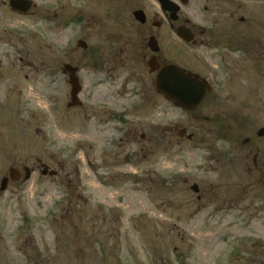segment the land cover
Returning a JSON list of instances; mask_svg holds the SVG:
<instances>
[{"label":"rangeland","instance_id":"1","mask_svg":"<svg viewBox=\"0 0 264 264\" xmlns=\"http://www.w3.org/2000/svg\"><path fill=\"white\" fill-rule=\"evenodd\" d=\"M31 1L23 13L0 7V181L11 168L32 171L19 188L0 191V264H264L263 249L236 245L241 239L264 241V184L246 174L245 160L240 172L232 170L230 141L201 138L217 129L241 143L264 127V3L219 0V8L226 6L224 17L233 8L234 23L246 18L243 28L230 34H246L262 53H252L246 62L251 89L238 104L207 100L198 115L151 95L137 105L132 96L114 95L112 108L126 113V119L114 121L110 114H90L88 82L81 106L70 108L69 89L52 78L56 50L71 48L78 26L58 27L56 12L64 22L77 8L63 0L59 13L61 0ZM118 1L91 0L87 6L96 19L91 44L100 51L97 37L110 32L109 22L115 21L103 17L117 11ZM127 2L119 17L141 36L147 23L140 28L132 12L140 8L150 16L153 0ZM76 5L83 16V2ZM186 13L203 16L204 1L192 0ZM170 44L178 50L174 32ZM100 76L92 84L98 105L107 101ZM181 129L195 141L179 137ZM43 169L56 174L43 175ZM96 206L110 211L102 216ZM234 246L237 262L230 258Z\"/></svg>","mask_w":264,"mask_h":264},{"label":"flooded vegetation","instance_id":"2","mask_svg":"<svg viewBox=\"0 0 264 264\" xmlns=\"http://www.w3.org/2000/svg\"><path fill=\"white\" fill-rule=\"evenodd\" d=\"M71 1L73 7L77 8L75 10L77 14L70 13L66 21L60 22L57 20L58 12H56V25L58 27L68 25L72 29L76 28V23H78V26L73 34L71 48L64 51L56 50L55 59L58 61L57 64L52 66V78L55 82L59 81L60 84L67 87L70 96L74 89L79 90L80 95L85 85L84 82H88V85L91 83L89 86L86 85L87 92H90L88 89H91L87 97V109L91 115L107 117L110 114L114 121L126 119V113L118 112L115 108H112L113 104H115L113 101L114 95L132 96L130 102L133 105H137L136 102H139V100L141 102L147 101L149 95H151L150 98L158 97L164 102L173 105L171 97L162 94L157 89V69L151 71L148 66L150 60L158 67L176 65L186 74L202 81L209 87L205 98L197 109L194 111L182 110L184 112L199 115L200 107L207 100L220 101L219 104L227 103L232 105L238 104L242 95L250 94V76L244 68L246 62L251 60L252 53L258 57H261L262 53L257 54L254 51L253 42L251 38L246 40V34H230L231 29L243 28L242 25L245 23L246 18L239 17L237 22L234 23L235 17L233 14L235 10L233 8L229 10V15L224 17L223 10L226 6L223 4L219 8V0H198L199 3L204 1L205 14L197 18H191L186 13V7L192 0H153L154 8H152L153 11L150 16L145 14L144 20L146 21L139 23L134 20V23L140 28L147 23L148 28L147 30H142V38L138 28L129 30L124 26V22L119 16L120 12H125L124 3H128V0H119V4L115 8L117 11L112 12L111 17H103V20L115 21L109 22L111 25L109 26L110 32H104V34L97 37V40L101 39V51L98 46H92L91 44V20H96L92 18L91 11L87 7L91 5V0ZM249 1L264 3V0ZM81 2L84 4L83 16L80 5H76V3L80 4ZM154 2H156V6ZM6 4L9 7L8 0H0V7L6 6ZM64 8L65 4L61 0L58 3L59 13H62ZM209 14H214L215 16H210ZM62 20H65V18ZM179 28L183 37L178 34ZM173 32L178 41V44H176V49L178 50H175V52L172 51L170 44ZM149 39H152L151 45H149ZM197 51L200 52L202 58L199 57ZM255 60L259 61L258 58H255ZM138 65H142L140 68L143 73L136 68ZM234 66L239 68L235 69ZM29 67L33 68L34 66L30 65ZM41 67L36 68L34 72L39 73ZM99 75H101L100 84L107 86V91L104 95L108 102L101 101L100 105L95 102L98 105L95 106L92 101V96L94 97L92 84L95 82L94 79L98 80ZM242 77L245 81H239ZM147 83L148 86L146 85ZM132 85L139 86L131 90L134 87ZM126 89L131 91L126 93L124 91ZM68 104L70 103L66 104L67 107H69ZM229 116L236 115L229 113ZM203 118L209 119L208 116ZM128 124L130 129L127 132V136L132 131V122L130 121ZM180 131L179 137H186L189 141H195L196 136L194 134L186 135L184 129ZM210 136H212L213 141L217 137L223 142L232 143L231 151L227 152V155L231 153L228 161L235 173L242 170V162L245 160L246 174L249 177L256 175L259 183L261 185L264 184V127L257 130L255 137H243L241 143L234 139V134L230 132L219 133L217 129L207 130L206 133L203 132L201 138L208 139ZM212 157L216 158V152L212 154ZM217 163L220 164V173H222L224 168L222 164L224 163L220 159ZM19 168L24 171L23 175L17 168H11V173L9 172L8 175L2 176L1 179L4 178L7 181L6 190L9 185L19 188L27 182L28 176L29 179L31 178L32 171L28 170L27 166ZM47 173L50 175L56 174V172H43V174ZM184 182L187 181L185 180ZM1 238L2 236H0Z\"/></svg>","mask_w":264,"mask_h":264},{"label":"water","instance_id":"3","mask_svg":"<svg viewBox=\"0 0 264 264\" xmlns=\"http://www.w3.org/2000/svg\"><path fill=\"white\" fill-rule=\"evenodd\" d=\"M30 2L27 0H11L14 8L28 9ZM140 13H135L139 15ZM152 69H157L153 63ZM157 88L160 92L168 95L178 106L196 108L205 96L208 86L203 82L186 75L174 65H164L158 68L156 78Z\"/></svg>","mask_w":264,"mask_h":264},{"label":"trees","instance_id":"4","mask_svg":"<svg viewBox=\"0 0 264 264\" xmlns=\"http://www.w3.org/2000/svg\"><path fill=\"white\" fill-rule=\"evenodd\" d=\"M96 209H102V208H99L98 206H96Z\"/></svg>","mask_w":264,"mask_h":264}]
</instances>
